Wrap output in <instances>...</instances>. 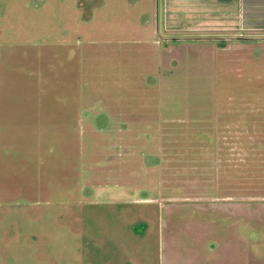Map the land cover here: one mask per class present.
Wrapping results in <instances>:
<instances>
[{"label":"rangeland","instance_id":"374dc122","mask_svg":"<svg viewBox=\"0 0 264 264\" xmlns=\"http://www.w3.org/2000/svg\"><path fill=\"white\" fill-rule=\"evenodd\" d=\"M0 0V264H264V7Z\"/></svg>","mask_w":264,"mask_h":264},{"label":"trees","instance_id":"16d2710c","mask_svg":"<svg viewBox=\"0 0 264 264\" xmlns=\"http://www.w3.org/2000/svg\"><path fill=\"white\" fill-rule=\"evenodd\" d=\"M259 7H264V0H242V14L244 16L255 15Z\"/></svg>","mask_w":264,"mask_h":264}]
</instances>
